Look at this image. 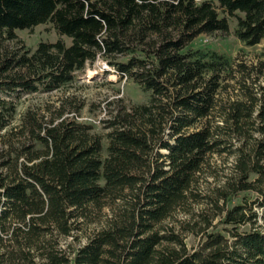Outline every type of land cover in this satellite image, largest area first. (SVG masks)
Here are the masks:
<instances>
[{"label":"trees","instance_id":"1","mask_svg":"<svg viewBox=\"0 0 264 264\" xmlns=\"http://www.w3.org/2000/svg\"><path fill=\"white\" fill-rule=\"evenodd\" d=\"M49 24L70 44L8 45ZM232 24L262 45L264 0H0V264H264V50L193 46ZM98 61L148 96L106 148L76 99L20 111Z\"/></svg>","mask_w":264,"mask_h":264},{"label":"rangeland","instance_id":"2","mask_svg":"<svg viewBox=\"0 0 264 264\" xmlns=\"http://www.w3.org/2000/svg\"><path fill=\"white\" fill-rule=\"evenodd\" d=\"M211 0H197V3ZM216 1V0H212ZM235 24L231 26V32L227 35L217 33L212 36H201L193 43L197 49H212L229 57H239L242 52H245L249 59L254 58L258 53L264 50V43L256 48H246L239 42L233 34ZM18 43H8L9 46H25L31 50H36L37 46L42 43H55L59 40L70 44L67 38L58 35L52 25L37 27L30 31L16 32ZM21 42V43H20ZM67 99H76L78 105H83L79 114L74 110L67 112L69 119H75L80 123H84L93 127V132L104 139V148H106V136L110 132L106 128V122L109 121L120 109L130 108L133 105L144 104L148 101V96L145 95L137 85L131 81L120 80L116 71L108 66L105 62L98 61L88 65L83 74H79L75 84L66 91L50 95H39L30 97L26 100L24 106L20 109L23 111L29 105H40L45 109L44 114L49 115L51 112L60 109L63 101ZM69 105V104H68ZM47 107H50L47 111ZM70 109V108H69ZM1 147V144H0ZM214 163L223 168V164L229 167L232 164V159L228 161L219 158L214 159ZM212 180H208L210 183ZM206 186V184H202ZM197 209L201 206L196 205ZM179 219H185L182 213L177 214ZM99 226H90L89 231H93ZM85 243V238L80 239V245ZM190 246L194 245V239H188Z\"/></svg>","mask_w":264,"mask_h":264}]
</instances>
